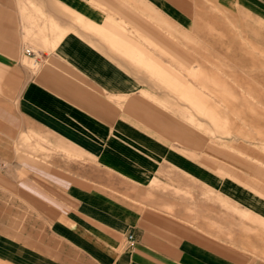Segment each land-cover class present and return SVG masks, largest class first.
Returning <instances> with one entry per match:
<instances>
[{
    "label": "crops",
    "instance_id": "1",
    "mask_svg": "<svg viewBox=\"0 0 264 264\" xmlns=\"http://www.w3.org/2000/svg\"><path fill=\"white\" fill-rule=\"evenodd\" d=\"M195 1L0 0V264H264V229L246 227L264 224V154L181 126H264L245 102L240 123L221 109L231 90L189 66L181 31L208 1L261 33L264 0ZM158 62L167 86L199 87L178 93H220L197 108L214 112L176 120Z\"/></svg>",
    "mask_w": 264,
    "mask_h": 264
},
{
    "label": "rangeland",
    "instance_id": "2",
    "mask_svg": "<svg viewBox=\"0 0 264 264\" xmlns=\"http://www.w3.org/2000/svg\"><path fill=\"white\" fill-rule=\"evenodd\" d=\"M191 1L193 2L195 0ZM202 2L201 7L205 10L203 12H193L190 16L187 30H181L186 32L189 36L185 46L188 48V51L183 47V57H187L189 66H192L194 70L201 74V67L205 72L215 74L218 80L223 81L226 88L231 90V94H228V97H224L221 109L225 113H228L233 120H237V122L240 123V120L247 119V117L244 116L243 118L240 115L236 116L235 113L240 109L242 111L247 110L249 120H264V30L260 33V29L257 27L252 28V22H248L249 27L246 28L245 23L237 19L240 16L234 13L220 11L208 1ZM192 7L195 10L199 8L196 1ZM175 30L176 29H173V32ZM173 37V60L170 62L176 69H180V49L182 48L181 45L179 46L178 44H180V40L183 38L181 34L175 35V33ZM214 62L221 67L216 66ZM168 68L172 69L170 65H168ZM166 69V64L158 62V73L160 76L158 78L159 85L157 84V88L160 90H167V92L165 98L161 95V97L158 96L157 99L166 100V96L172 95L174 98L179 99L178 101L180 104L184 103L183 106L187 109H171L176 120L181 121L182 117H185L187 121H196L197 119L194 117H198V115L206 119V115L214 112L212 109L197 110V108L201 105L204 107L208 103L212 104L214 99H217L216 95L219 96L220 93L199 92L197 94V92L194 91L199 87L194 84H187L188 77H184V81L187 82L186 84L178 83L176 85L177 82L175 81V84L169 83L167 86L166 81H163V79H165V77L171 78L170 76L174 70H169L167 73ZM175 73L178 72L175 71ZM185 73L188 74L186 71ZM207 73H204V75ZM192 79L196 80L195 77H190V80ZM237 81L240 84H237ZM181 85L184 86V88L190 87L194 89V91H190L189 93H178ZM200 88L204 89V87ZM197 96H200L202 100L197 102ZM240 101L245 102L250 106V109L252 108L255 109L254 111L256 112H261V115L254 114L251 110L245 109L248 108L247 106L238 110L237 108L234 109L233 106H239L241 103ZM181 126L190 133L201 132L206 139V145L214 144L221 148L227 147L231 149H235L234 146L239 145L247 149H256L264 154V126H256V130L252 128L253 126H235L228 124H186ZM246 130L251 131V133H247ZM240 131L245 132V135L241 136L235 134V132ZM215 132H221V137L211 134ZM257 162L260 163L258 160ZM218 195L222 194L218 193ZM208 197V194H206V201ZM217 201L221 203L222 213L223 211H227L229 214L236 215L239 218L243 217L246 218V220L250 219L248 218L249 216L246 217L244 214L245 211L234 208V206H231L230 202H225L226 200L224 198L218 197ZM224 220L228 225H233L231 226L233 228H242L238 226V223L241 222L240 220H234L235 224H233L232 220H229L227 215L224 216ZM250 222L252 225L251 227L247 225V230L250 231L249 228H251L254 235H259L260 229H264V224L261 220L252 217L249 220V223Z\"/></svg>",
    "mask_w": 264,
    "mask_h": 264
},
{
    "label": "built area",
    "instance_id": "3",
    "mask_svg": "<svg viewBox=\"0 0 264 264\" xmlns=\"http://www.w3.org/2000/svg\"><path fill=\"white\" fill-rule=\"evenodd\" d=\"M131 239H132V236L129 235V236H128V241L131 242Z\"/></svg>",
    "mask_w": 264,
    "mask_h": 264
}]
</instances>
